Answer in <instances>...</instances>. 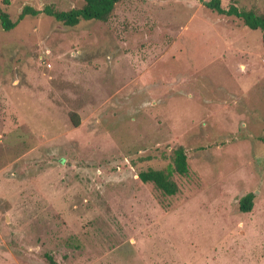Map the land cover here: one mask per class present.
<instances>
[{
  "label": "rangeland",
  "instance_id": "obj_1",
  "mask_svg": "<svg viewBox=\"0 0 264 264\" xmlns=\"http://www.w3.org/2000/svg\"><path fill=\"white\" fill-rule=\"evenodd\" d=\"M82 4L0 0L16 21L0 26V264H264L261 29L198 0L17 20ZM220 4L264 13V0ZM148 168L178 191L142 182Z\"/></svg>",
  "mask_w": 264,
  "mask_h": 264
},
{
  "label": "trees",
  "instance_id": "obj_2",
  "mask_svg": "<svg viewBox=\"0 0 264 264\" xmlns=\"http://www.w3.org/2000/svg\"><path fill=\"white\" fill-rule=\"evenodd\" d=\"M120 0H83L80 7L71 8L69 10H57L52 5H45L42 9H36L32 6L25 5L17 16V20L25 15H38L40 13L49 15L55 20L66 26H75L81 20H97L106 22L113 14L116 4ZM206 7L219 14L235 15L241 18L245 25L249 28H260L262 31V41L264 44V13L256 14L252 10H240L236 5L231 4L227 9L223 8L220 0H198ZM16 21L12 20L9 14L0 8V26L4 30H9L15 25ZM76 125L77 121L72 118ZM172 160V171L185 175L188 171L186 151L182 146L174 149ZM172 171L164 169L148 168L138 173V177L142 182H152L159 190L165 194H175L178 191V185L172 179ZM253 193L249 192L242 196L239 200V209L248 212L252 209Z\"/></svg>",
  "mask_w": 264,
  "mask_h": 264
}]
</instances>
